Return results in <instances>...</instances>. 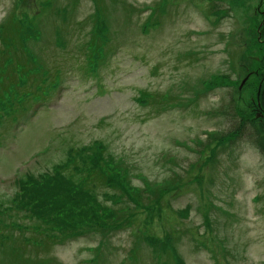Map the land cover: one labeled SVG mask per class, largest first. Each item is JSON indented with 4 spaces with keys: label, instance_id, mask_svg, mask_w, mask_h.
<instances>
[{
    "label": "rangeland",
    "instance_id": "1",
    "mask_svg": "<svg viewBox=\"0 0 264 264\" xmlns=\"http://www.w3.org/2000/svg\"><path fill=\"white\" fill-rule=\"evenodd\" d=\"M259 4L0 0V57L9 64L0 87V264H264L257 134L216 145L234 125L222 113L230 103L250 119L264 114ZM6 93L25 100L7 102ZM98 152L114 183L93 182L98 202L120 197L127 207L122 188L142 180L147 194L175 176L179 185L148 195L131 226L69 233L60 219L80 215L79 186L90 183L65 167ZM41 202L43 212L30 210Z\"/></svg>",
    "mask_w": 264,
    "mask_h": 264
},
{
    "label": "trees",
    "instance_id": "2",
    "mask_svg": "<svg viewBox=\"0 0 264 264\" xmlns=\"http://www.w3.org/2000/svg\"><path fill=\"white\" fill-rule=\"evenodd\" d=\"M16 32V30H15ZM12 33H14V29H12ZM8 40V38H6ZM253 42H256L253 41ZM264 45V44H263ZM1 53V52H0ZM258 60L257 63L259 62V58L257 56H255ZM33 58V57H32ZM252 59V58H251ZM25 61H26V57H25ZM253 63H255V61L253 60ZM256 64V63H255ZM8 63L2 58L0 57V87L2 86V82L5 85L4 80L6 81L7 78L4 77V73H6L7 67H8ZM4 69V72L1 70ZM44 73V70L42 69L41 71ZM36 73V72H34ZM26 76V75H25ZM24 82L26 81L25 79H23ZM13 84L12 82L7 83L6 85L8 86V90L10 93L13 92ZM1 89V88H0ZM4 93V92H2ZM7 102L10 101L9 96H12L16 101L21 100L20 102L24 101L25 97L19 95L18 94H7ZM26 96H28V94H26ZM24 109V108H23ZM30 108L26 109V110H30ZM14 111V109L9 110V114H12ZM224 114V116H226L227 122L230 123H234L232 129H230V131L227 133L225 132L224 134H222L220 137L221 138V143H216L217 146H221L224 145L226 143V141H228L230 138H239V137H244V134L247 132H252V134H257L254 136L253 138V145L255 147V149L264 156V119L258 120V119H253V118H248L245 116L240 115L237 111H235L234 106L232 105V103H230L229 105V111L226 112H222ZM217 134H212V137L215 136L216 137ZM211 136V135H208ZM213 137V138H215ZM204 142L201 144L203 145ZM98 156H99V160L98 159H94V155L93 157H90L88 164H86V162L81 163L80 160V166H78L77 164H72L70 165V167H65L68 171L70 170H74L73 172L76 174V177L83 176V181H86L87 184L89 185H85V182L82 186H79V191L83 192L79 197H76L77 199H79L80 201L83 202V205H81L80 208V215L78 216H73L72 212H69V214L67 213L65 216V219L61 217L60 220H62L61 222V226H66L67 229L63 226V230L65 231H69V233L72 234H76L78 235H83L86 234L87 236L90 235H105L106 233H108V231H105L106 229L104 228H109L111 230H115L116 227H119L120 225H126L129 224L130 226L133 225V222L135 221L133 216L139 215V211H145V199H148V195H153L156 192H161V191H165V193H167L168 191L173 192L176 187H178L179 183H178V178L175 176L173 178H171V180L169 181V184L167 187L162 188L161 191L158 190H152V192L148 193V187L145 183H143V180L141 181V185L138 188L132 189V188H122L123 190H125L126 192V196L130 199L127 201V207H125V205H122V201H120V197H117L118 200L116 201L115 204H111L110 205H106V201H103L105 203L102 202H98L95 200L96 197L93 196L92 194V190L94 189V187H96V184L94 185L93 182H97L100 186L101 185H105L107 188L108 187H113L114 183L110 180V176L107 173L109 170L107 169V163H112L111 161H109V159H107L105 157V155L103 156L102 152H98ZM69 168V169H68ZM116 168V167H114ZM120 174H124V171H119ZM124 177V175H123ZM31 182V181H30ZM171 187L170 189H167ZM147 194V195H146ZM105 200H107L109 197L107 196V193L104 192L103 193ZM157 198V197H155ZM110 201V200H108ZM107 201V202H108ZM156 203L158 202V199L155 200ZM93 202V204H91ZM74 203V202H73ZM147 205H149V202H146ZM75 206H77V203H74ZM117 204V207L115 206ZM151 204V203H150ZM155 205V204H154ZM87 208V209H85ZM68 207V206H67ZM44 202H41L39 205L34 204L30 207V210L34 212L37 210V212H43L44 210ZM70 209V208H68ZM36 216V221L37 224L42 228V225L44 226V229L49 230L50 229V225L45 224L44 222H41L39 224V219L42 218L41 216ZM80 216V223L77 220V218ZM83 220V222H82ZM69 228V229H68ZM55 231H57L56 228H54ZM31 233V232H30ZM33 234V233H31ZM145 239V238H144ZM168 240H166L167 242ZM163 255H164V251H163Z\"/></svg>",
    "mask_w": 264,
    "mask_h": 264
},
{
    "label": "flooded vegetation",
    "instance_id": "3",
    "mask_svg": "<svg viewBox=\"0 0 264 264\" xmlns=\"http://www.w3.org/2000/svg\"><path fill=\"white\" fill-rule=\"evenodd\" d=\"M260 4L256 8L257 9L256 10L257 13H255V14H256L257 17L261 18L262 21H264V9H263L264 6L262 7ZM260 7H262V9H260ZM262 24H264V23L262 22ZM259 25H258V29L255 30L256 33H257L256 41H257L258 44L259 43L264 44V27H262V25L261 26H259ZM256 60H257V58H256ZM256 118L261 121V119H264V114L257 115Z\"/></svg>",
    "mask_w": 264,
    "mask_h": 264
},
{
    "label": "water",
    "instance_id": "4",
    "mask_svg": "<svg viewBox=\"0 0 264 264\" xmlns=\"http://www.w3.org/2000/svg\"><path fill=\"white\" fill-rule=\"evenodd\" d=\"M243 82H244V80L241 81V83H243ZM241 83H240V85H241Z\"/></svg>",
    "mask_w": 264,
    "mask_h": 264
}]
</instances>
